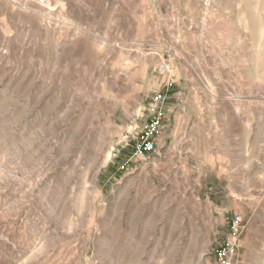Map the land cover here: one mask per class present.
Returning a JSON list of instances; mask_svg holds the SVG:
<instances>
[{
    "label": "rangeland",
    "instance_id": "rangeland-1",
    "mask_svg": "<svg viewBox=\"0 0 264 264\" xmlns=\"http://www.w3.org/2000/svg\"><path fill=\"white\" fill-rule=\"evenodd\" d=\"M235 214L264 264V0H0V264H218Z\"/></svg>",
    "mask_w": 264,
    "mask_h": 264
},
{
    "label": "built area",
    "instance_id": "built-area-1",
    "mask_svg": "<svg viewBox=\"0 0 264 264\" xmlns=\"http://www.w3.org/2000/svg\"><path fill=\"white\" fill-rule=\"evenodd\" d=\"M33 1L37 5L45 6L48 0H23ZM162 101V95L155 97V113L145 124L143 129L135 133L127 131L120 136V141L132 145L133 156L144 158L156 150V136L160 131L162 122V112L159 110V104ZM243 228V217L240 214L233 215L230 222V233L226 240L217 244L213 248V254L218 264H237L236 255L239 242V236Z\"/></svg>",
    "mask_w": 264,
    "mask_h": 264
}]
</instances>
